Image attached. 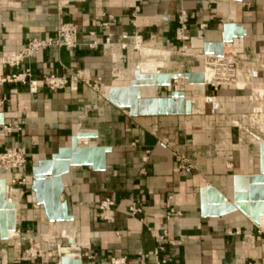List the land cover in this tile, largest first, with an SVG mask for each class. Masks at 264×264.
I'll return each instance as SVG.
<instances>
[{
	"label": "crops",
	"instance_id": "1",
	"mask_svg": "<svg viewBox=\"0 0 264 264\" xmlns=\"http://www.w3.org/2000/svg\"><path fill=\"white\" fill-rule=\"evenodd\" d=\"M181 12L189 18V45L179 52L190 54L169 62L164 51L180 55L175 33ZM63 24L77 26V48L44 49L17 70L4 64L3 56L34 39L54 38ZM227 25L234 27V37L224 54L241 60L238 83L218 90L174 83L192 102L191 116L131 117L107 101L111 86L128 84L135 70L202 72L210 59L203 44L222 42ZM237 28L242 37H236ZM27 68L32 80L55 75L67 85L56 92L40 85L31 94L21 84H0L4 125L20 128L8 135L0 127V153L24 151L21 175L28 183L11 196L17 230L7 240L0 237V264H58L62 258L106 264L112 256H125L129 264H264V217L259 227L239 211L203 218L200 196L201 189L212 187L228 204L236 178L259 173L264 0H0V77ZM99 80L98 90L83 82ZM169 93L159 89L156 96ZM81 133L97 137L80 140V146L112 152L105 171L75 167L64 176L62 200L74 219L51 223L31 190L32 170ZM176 156H184L193 169L181 170ZM16 177L0 170L6 187ZM216 199L208 194L209 204L219 203ZM108 200L112 207L104 206ZM30 240L53 257L29 259Z\"/></svg>",
	"mask_w": 264,
	"mask_h": 264
},
{
	"label": "water",
	"instance_id": "2",
	"mask_svg": "<svg viewBox=\"0 0 264 264\" xmlns=\"http://www.w3.org/2000/svg\"><path fill=\"white\" fill-rule=\"evenodd\" d=\"M241 2L242 0H233ZM234 27L225 26L223 41L220 43H204L203 53L206 56L222 58L224 45L231 43ZM243 30L237 28L236 37H242ZM185 81L187 86H205V75L200 73H142L135 70L133 80L128 84L111 86L107 101L119 109L129 111L131 117L142 116H191L192 102L187 99L186 92L177 90L174 83ZM159 89H169L168 97L158 98ZM5 124L4 114L0 115V127ZM94 134H78L72 138L71 146L60 149L50 160L40 161L32 170L31 190L35 195L37 205L42 206L45 215L51 223L72 222L68 203L62 200L64 193L63 178L75 167H90L102 172L106 170V156L110 148L96 146H80V140L96 138ZM242 181V186L239 182ZM6 182L0 180V237L9 238V232H16V208L7 200ZM214 193L217 204H209L208 194ZM201 214L203 218L220 217L234 212H241L255 226L259 227L264 217V140L259 145V173L247 178H236L232 202L227 204L226 198L214 188L200 190ZM70 243H73L70 241ZM63 254L69 249L62 248ZM61 264H81L71 258H62Z\"/></svg>",
	"mask_w": 264,
	"mask_h": 264
},
{
	"label": "built area",
	"instance_id": "3",
	"mask_svg": "<svg viewBox=\"0 0 264 264\" xmlns=\"http://www.w3.org/2000/svg\"><path fill=\"white\" fill-rule=\"evenodd\" d=\"M189 18L186 12H181L178 18V28L176 29L175 38L182 44L181 49H186V44L189 42V38L186 33L188 30ZM79 31L74 24L60 25L56 36L52 39L42 41L34 39L30 41L20 52L3 56L2 60L5 65L12 69H19L25 61L35 58L41 53L42 50L52 47L75 49L78 44ZM205 63L206 67L212 71L213 77L211 81L206 82V85L218 90L223 87H232L238 83L240 75L241 60L239 57L231 58L226 57L225 54L222 58H215L209 56ZM85 85L94 90L101 88V81H96L92 84L90 81H83ZM0 84H21L27 86L31 94L38 92L39 86H43L52 92L61 91L67 85V80L63 77L55 75L45 76L41 80H32V71L27 68L23 71H17L10 73L6 76L0 77ZM176 88V86H175ZM4 100L0 101V115L3 114L2 107ZM20 128L16 125H4L2 129L3 134L19 133ZM180 163V169L185 172H190L193 169L191 163L184 156H176ZM27 165V158L24 151L20 148H7L4 152L0 153V170L4 172H14L17 177L14 178L9 185L10 193L18 191L19 187L26 186L27 180L22 177L21 173ZM113 201L108 200L104 206L112 207ZM132 212L135 213L134 209ZM29 249L26 251V256L31 260H37L39 258H52L53 253L42 251L38 248L37 244L33 241H29ZM89 258L88 254H85ZM165 262H163L164 264ZM58 264H61V260ZM106 264H129V259L125 256H112ZM161 264V263H158Z\"/></svg>",
	"mask_w": 264,
	"mask_h": 264
},
{
	"label": "rangeland",
	"instance_id": "4",
	"mask_svg": "<svg viewBox=\"0 0 264 264\" xmlns=\"http://www.w3.org/2000/svg\"><path fill=\"white\" fill-rule=\"evenodd\" d=\"M187 45H189V44H187ZM188 47H189V46H188ZM180 49H181V48H178V49L176 50V52H177V53H180V52H179ZM164 52H165V53H168V57H167L166 59L169 60V62H171V59H172L173 56L178 57V56H181L182 54H183V55H184V54H187V55L190 54V53H189V52H190L189 49H187V53H180V55H177L176 53H174V52H172V51H170V50H166V51H164ZM150 57H151V56H150ZM160 57L163 58V56H160ZM202 73L207 75V80H206V82L212 80L213 73H212V71H210L209 69L207 70V67L205 66V64H204V66H203V68H202ZM201 87H202V86H201ZM262 218H263V217H262Z\"/></svg>",
	"mask_w": 264,
	"mask_h": 264
},
{
	"label": "bare ground",
	"instance_id": "5",
	"mask_svg": "<svg viewBox=\"0 0 264 264\" xmlns=\"http://www.w3.org/2000/svg\"><path fill=\"white\" fill-rule=\"evenodd\" d=\"M199 44H200V43H199L198 41H196V40L193 41V45H199ZM205 66H206V65H205ZM207 70H208V68H207ZM204 75H205V80H207V75H206V74H204ZM180 91H181V90H180ZM9 185H10V184H9ZM9 185L6 187V190H7L6 194L9 195V199H8V201L12 203L13 200H12L11 196H12V194H13L15 191H13V192L10 193Z\"/></svg>",
	"mask_w": 264,
	"mask_h": 264
}]
</instances>
